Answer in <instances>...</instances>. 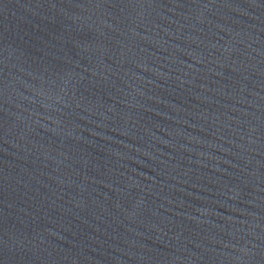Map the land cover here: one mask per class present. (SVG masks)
I'll use <instances>...</instances> for the list:
<instances>
[{"label":"water","instance_id":"1","mask_svg":"<svg viewBox=\"0 0 264 264\" xmlns=\"http://www.w3.org/2000/svg\"><path fill=\"white\" fill-rule=\"evenodd\" d=\"M0 264H264V0H0Z\"/></svg>","mask_w":264,"mask_h":264}]
</instances>
